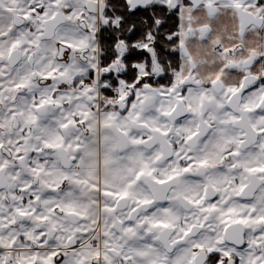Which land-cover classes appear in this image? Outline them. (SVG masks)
<instances>
[{
	"label": "snow or ice",
	"instance_id": "snow-or-ice-1",
	"mask_svg": "<svg viewBox=\"0 0 264 264\" xmlns=\"http://www.w3.org/2000/svg\"><path fill=\"white\" fill-rule=\"evenodd\" d=\"M0 264H264V0H0Z\"/></svg>",
	"mask_w": 264,
	"mask_h": 264
},
{
	"label": "flooded vegetation",
	"instance_id": "flooded-vegetation-1",
	"mask_svg": "<svg viewBox=\"0 0 264 264\" xmlns=\"http://www.w3.org/2000/svg\"><path fill=\"white\" fill-rule=\"evenodd\" d=\"M171 23H176L175 19H173V21H171Z\"/></svg>",
	"mask_w": 264,
	"mask_h": 264
}]
</instances>
